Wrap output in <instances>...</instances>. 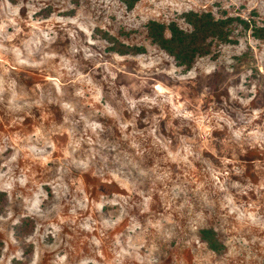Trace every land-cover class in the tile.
Masks as SVG:
<instances>
[{"label":"rangeland","instance_id":"1","mask_svg":"<svg viewBox=\"0 0 264 264\" xmlns=\"http://www.w3.org/2000/svg\"><path fill=\"white\" fill-rule=\"evenodd\" d=\"M10 2L15 6L19 0ZM71 3L76 7L60 11L49 0V6L36 13L33 19L41 16L47 19L53 11L64 19H74L81 0H71ZM83 3L85 14H90L97 24L95 29H90L95 44L90 45L88 36L75 25L62 26L54 21L55 39L50 43L43 41L30 58V62L43 60L41 69L17 66L11 59L3 65L9 71L4 76V91L0 93V165L10 161L16 149L21 152L8 165L12 168L10 175L14 182L10 193L6 189L9 177H0V264H33V261L35 264H59L57 256L64 253L69 254L71 264H80L93 257L101 264H112L114 257L108 246L117 236L124 239L133 218L144 228L157 220L164 221L166 226L175 224L183 234L181 212L185 201L172 199L170 189L174 183L186 186L195 209L204 213L196 234L200 237V245L205 246L193 244L196 252L189 250L190 259H187L174 251L178 242H172L170 248L165 245L161 249L165 264H248L246 249L255 250L256 246L245 245L244 241L250 242L260 230L246 228L233 220L236 214L223 207L225 194L218 192L216 185L223 183L225 178L245 187L251 183L252 189L247 195L240 196L235 189L230 190L238 198V208L240 203L245 208L254 204V210L264 215V198L258 195L264 193V143H236L232 135L242 128H247L245 136L257 129L264 133V18L257 8L249 10L245 4L237 6L233 0H198L187 10H175L171 4L157 9L160 0H156V4L147 0H118L115 7L99 4L96 8L91 6L90 0H83ZM27 11V8L20 9L22 21L28 19ZM146 11H159L160 15L149 16L135 27ZM118 15L122 19H118ZM106 17L110 23H104ZM207 17L212 24L208 25ZM153 22L163 27L164 38L171 40L167 46L172 52L154 39L153 35H158L159 30L150 29ZM173 25L184 32L181 42L172 39ZM21 27L20 36L29 39L25 35L31 30L29 25L22 23ZM12 30L8 29L9 34ZM12 44L20 48L22 59H29L31 45H24L19 37L11 43L3 41L5 48L10 49ZM85 48L95 54L91 59H85ZM46 53L54 58L47 59ZM114 54L123 59H115ZM7 55L14 58L11 52ZM157 57H161V62L155 67L150 70L143 67L149 62L148 58ZM62 60L67 61L74 72L91 78L92 85L70 77L67 69L61 68ZM210 66H214V70L208 73L204 69ZM157 68L161 71L157 72ZM173 68L177 77H188L192 72L195 76L181 81L167 75ZM57 79L59 90L54 83ZM13 81L17 96L23 98L10 104ZM156 82L168 91L154 87ZM93 86L100 90L102 99L95 98ZM78 89L84 90L83 96H76ZM126 94L136 101H142L144 96L149 99L157 96L156 104L141 102L136 109H129ZM64 104L71 105L75 111L69 112ZM104 104L113 107L118 115L122 113L123 121L103 114ZM257 110L261 111L260 117L249 125L248 120ZM225 119L233 122L231 129ZM85 121L104 126V132L99 133L100 142L109 146L121 143L126 146L129 142L123 141V137L134 130L140 134L137 140H146L143 151L150 157L148 166L153 169L150 178L140 182L134 173L128 175V169L123 171L130 182L137 183L138 190L151 196L147 212L142 211L141 197L111 177L101 179L91 173L80 174L70 164L67 155L68 151L72 152L70 144L81 142L74 153V158L79 159L89 147L86 140L91 129L86 128ZM126 121L133 124L122 132L119 124ZM41 127L49 131L48 138L55 147L45 148L43 141L37 143L35 140L32 145L44 148V154L52 152L48 160H37L23 150L31 146L26 138ZM152 133L162 138L163 143L153 142ZM169 140L171 143L167 144ZM189 147L194 153L189 157L191 164L166 158L169 151L182 156ZM96 148L102 155L109 151L101 150L99 144ZM130 150L135 152V149ZM97 162L99 168V157ZM213 169L220 173L219 177H213ZM236 169H241L242 173L238 175ZM7 171V167L0 168V173ZM157 173L166 179H157ZM22 176L28 178L23 186L19 183ZM40 192L46 194V198L40 196L39 211L29 214L28 209ZM117 196L128 197V204L124 207L120 203L106 204L102 211L96 209L95 204L102 197L115 199ZM84 198H87L88 207L80 209L77 200ZM123 212L127 214L121 218ZM88 217L95 221L93 232L80 227ZM117 219V226L103 229L102 234L103 221ZM56 228L60 231L56 232ZM93 237L103 242L102 255L95 251L97 246L91 243ZM10 238L17 243L12 244ZM17 252L23 253V259L16 258ZM256 257L252 264H260L258 258L264 257V250L256 251Z\"/></svg>","mask_w":264,"mask_h":264},{"label":"clouds","instance_id":"2","mask_svg":"<svg viewBox=\"0 0 264 264\" xmlns=\"http://www.w3.org/2000/svg\"><path fill=\"white\" fill-rule=\"evenodd\" d=\"M150 4H156V0H147ZM198 0H160L159 4H156V8L160 9L162 7H166L171 4L175 10H179L181 8L187 10L191 8L193 5H196ZM51 3L54 7L60 9V11H67L68 9L75 8L76 5L71 3V0H51ZM91 6L93 8L99 7V4H103L105 7L112 5L113 7L118 5V0H90ZM237 6L240 4H245L249 10L252 8H257L261 14V18H264V0H233ZM66 5V6H65ZM49 6V0H28L27 3L24 0H19V2L13 6L10 0H0V93L4 91V76L7 75L8 69L3 68L6 60L11 59L14 65L26 67L28 69H41L44 61L37 63L36 61H31L30 58L34 50H37L43 41L51 42L55 39L56 33L53 31V22H57L62 26H66L67 24H73L80 31L84 32L88 36V43L95 44L96 41L92 39V31L90 29H95L97 24L94 22L90 14H85V5L83 0H81V6L78 10V14L74 19L67 20L59 15L58 12L53 11L51 16L47 19H44L43 16L37 19H33V17L38 12H42ZM227 6V5H226ZM21 8H27V17L26 21H22L19 17V12ZM111 11V9H109ZM235 15L236 13H231ZM159 11L154 12H145V15L141 17V21H137L134 25L135 27H139L140 23L149 18V16H159ZM247 16V13H245ZM118 19H122L121 16L118 15ZM27 23L30 27V31L26 32L25 35L29 39H25L23 36H20L23 31L21 24ZM104 23H110L107 17L104 20ZM181 24L184 23L183 20L180 21ZM12 28L11 34H9L8 29ZM73 36L75 33H71ZM170 35V34H169ZM19 37V41L24 45L31 47L28 48V56L29 59H22L20 48L15 44H12V47L5 48L3 45V41H8L11 43L13 40H16ZM8 52L13 54L14 58H11L7 55ZM85 59H91L95 54L89 51V49H84ZM46 58L51 60L54 57L48 56L45 54ZM163 56V54H161ZM114 58L117 60L123 59V57L117 56L114 54ZM167 58V57H164ZM149 62L147 64H143V67L146 69H152L157 64L161 62V57H157L156 59L148 58ZM61 68H66L67 73L70 77H73L77 82L87 83L92 85V80L88 76L83 75L82 73L76 71L74 72L72 67L68 66L67 61L61 62ZM206 72L211 73L214 70V66L207 67L204 69ZM161 69L157 68V72H160ZM176 69L173 68L172 71L167 72V75L173 76L176 79L181 81L187 80L189 77H194L195 73H189L188 77L185 76H176ZM54 83L57 85V90H59V80H55ZM154 87H159L162 92H167L168 89L156 82ZM12 91V100L9 103H13L17 99H22L23 97H18L15 92V81L12 82L11 85ZM94 89V95L97 100L102 99V94L98 88ZM243 90V88L241 89ZM84 90L78 89L76 91V96H83ZM156 97L149 99V97L144 96L142 101H136L130 99L127 94L125 95V99L127 100L129 109H136L138 103L147 102L149 104H156ZM168 102V100H167ZM242 103H248V101H242ZM163 105V104H162ZM63 107L67 109L69 112H74L75 108L69 104H64ZM103 114L110 115L116 117L117 119L123 121L122 113L118 115L117 111L111 107L109 104L102 105ZM190 115V114H189ZM261 115V111L257 110L253 112L251 118L248 120V124L251 125L253 121L258 119ZM83 118V117H82ZM228 124L229 128L233 127V122L225 119L224 121ZM86 128L91 129V135L87 137L86 143L89 146L87 151L84 153L83 158H74V153L77 149L80 148L81 142H76L72 147V152H67L68 161L71 165H74L80 174L91 173L95 174L101 179L105 176L111 177L112 180L118 182L121 186L128 188L131 192H133L136 196L141 197L142 199V211L147 212L149 209V205L152 203L151 196L145 193L142 190H138L137 183H132L130 180L125 177L124 169H128V175L131 176L133 173L139 178V181L142 182L148 178H150V173L153 169L149 168L148 161L150 157L145 154L143 151V146L146 143L145 139L137 140L136 137L139 136L135 130L130 135H124L123 141L129 142L126 146L121 144L115 145H107L105 143L100 142L99 133L104 132V126L101 123H97L93 121L92 123H88L85 121ZM133 122L126 121L121 122L119 124V128L122 132H126L128 127L132 125ZM134 127V125H133ZM247 128L237 129L232 133L236 143H264V133H259V130L249 132L247 136H245V132ZM49 137V131L45 128L41 127L37 130V133L28 136L26 139L29 143V147H24L23 150L32 154L33 157L37 160L39 159H51L52 152H47L44 154V148H37L35 145H32V141L35 140L37 143L43 141L45 148H53L54 144ZM95 137V139L93 138ZM153 142L155 143H163L162 138L155 136V133H152ZM251 138V139H250ZM171 141H167V144H170ZM99 144V148L101 150L109 149V151L105 154H101V151H98L96 145ZM167 144L164 146L167 147ZM130 149H135V152ZM2 151V149H0ZM21 149H16V154L12 156L11 160L8 161L4 165H0V168L7 167L8 171L5 173H0V177L8 176L9 183L6 185V189L9 193L12 190L13 181L11 179L12 168L8 167L13 161L17 159V156L20 155ZM114 153V155H113ZM194 153L191 150V147L186 151L184 155L173 154L171 151L167 153V157H170L172 161H179L191 164L192 161L189 160V157L193 156ZM140 157L138 159L137 157ZM97 157H99L100 167L97 168ZM111 157V158H110ZM209 167L211 165L209 164ZM237 174H241V169H236ZM213 177H219L220 173L216 172L213 169ZM157 179L164 180L166 176H160L157 173ZM20 185H25L28 183V178L22 176L19 180ZM217 191L222 192L225 195L222 200L226 201L223 204V207L227 208L229 212L235 213L236 215L233 217L234 221H238L242 226L249 229H259L260 231L253 235L252 240L244 241L245 245H255L256 249L253 250L252 247H248L247 257L248 264H252L253 259L256 257V251L264 250V215H261L258 211L254 210L255 205H249V207L245 208L243 203H240V207H237L238 198L233 196L230 189H235L240 196L247 195L249 191L252 189L251 183H249L246 187L242 186L239 182H230L227 178L224 179L223 183H218L216 185ZM183 194V195H181ZM170 195L173 200L183 199L185 201L184 205H182L181 214L184 216L183 234L177 230V226L175 224H171L170 226H166L164 221L157 220L155 223H150L148 228H144L141 222L133 218V223L131 228L129 229V233L125 234L124 239H121L120 236H117L115 241L108 246V251L114 257L112 264H165V262L161 259L163 253L161 249L163 246L167 245L169 248L171 247L172 242H178V248L174 251L178 252L181 255H184L187 259H190L189 250L191 253H195L196 249L192 247L193 244L200 245V237L196 234L197 229L201 226V223L204 219V213L202 210L197 211L195 209L194 203L192 202V197L188 196V189L186 186H183L181 183H174L170 189ZM262 198H264V193H258ZM40 196H44L46 198V194L40 192L37 195L35 203H33L32 208L28 209L29 214L35 211H39V204L42 202L40 200ZM87 198L82 200H77V204L80 209H86L88 207V203L86 202ZM205 201H207V196L204 197ZM128 197L117 196L115 199H108L106 197H102L99 203L95 204L97 210L102 211L105 205H114L117 203L121 204V207H124L128 204ZM241 209H243L241 211ZM175 211V209H174ZM75 212V209H73ZM126 212L121 213V218L126 215ZM9 218H11V213H9ZM91 221V222H90ZM229 220L225 217V223H228ZM14 223H18V221H14ZM119 223V219L115 221L104 220L102 225V234H104L103 229L115 228ZM95 221L92 220L91 217H88L87 220L84 221L80 225L82 229L87 232L95 231ZM151 229H155V231H151ZM139 230V231H137ZM60 229L56 228V232H59ZM47 235V231L45 232ZM147 237V240H145ZM11 239V238H10ZM30 240H35L34 237H30ZM12 244H16V240L11 239ZM92 244L96 245L97 248L95 251L98 255H102L103 252V242L95 237L92 238ZM204 247L205 245H200ZM17 259H23V253L17 252L15 254ZM260 264H264V257H259ZM57 261L59 264H71L69 260V254L64 253L63 255L57 256ZM35 264V261H33ZM80 264H101V261L96 259L95 257L87 260L80 261Z\"/></svg>","mask_w":264,"mask_h":264},{"label":"trees","instance_id":"3","mask_svg":"<svg viewBox=\"0 0 264 264\" xmlns=\"http://www.w3.org/2000/svg\"><path fill=\"white\" fill-rule=\"evenodd\" d=\"M130 5H131V3H130ZM207 22H208V25L212 24L211 23L212 20H210L209 18L207 19ZM150 29L151 30H157V31L159 30L158 35H157V33H155L153 35V37H154V39H157L158 41H161L163 43V48L166 49L168 52H170L171 50L169 49V46H167V45L169 43H171V40H167V39L164 38L165 35H164V32H163V27L161 25H159L158 23L153 22V23H151ZM161 29H162V31H160ZM171 29H173L172 30V39H176V40H178V42H181L182 41L181 38H183L184 32L178 30L177 28H175L174 25L172 26Z\"/></svg>","mask_w":264,"mask_h":264}]
</instances>
